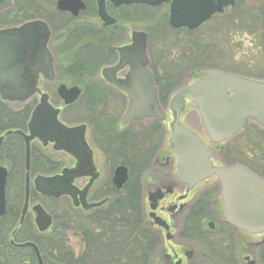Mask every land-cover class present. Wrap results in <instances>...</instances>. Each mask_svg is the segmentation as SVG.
<instances>
[{
  "label": "flooded vegetation",
  "instance_id": "1",
  "mask_svg": "<svg viewBox=\"0 0 264 264\" xmlns=\"http://www.w3.org/2000/svg\"><path fill=\"white\" fill-rule=\"evenodd\" d=\"M81 1L85 4L86 10L81 11L79 15L60 12L55 5L57 15L68 14L71 18L84 21L88 18L92 19L103 29L117 32L121 35V39L111 46L114 53L112 63L97 69L94 72L95 76L87 84L69 83V85L63 83L64 80L58 79L57 57L51 51L52 44L61 43L63 38L58 37L55 40L51 25L43 20L51 31L48 48L55 58L56 78L50 82L41 76L39 89L44 92L42 84L55 83L56 94L55 91L52 95L47 94L50 97V104L60 111L59 122L69 129L83 127L84 130L81 141L69 142L66 151L56 150L55 143L44 144L39 139L31 142L30 196L28 210L24 217L26 145L23 137L17 132L29 135L30 118L35 107L39 105L40 95H36L33 99H36V104L25 128L0 131V139L3 138L0 144V167L5 168L8 173L5 194L6 214L0 218V241L7 242L13 250H23L30 247L19 246L35 243L30 239L32 235L47 239L52 229L42 233L36 225L33 208L40 205L37 200L44 196L36 191L34 180L38 176L54 177L63 172H73L79 167L81 171L79 177L70 178L73 186L79 191L77 199L79 206H76L69 196L59 199L65 200L67 206L73 210L84 213L97 211L115 204L119 200L118 197L126 195L131 198L134 190L138 189L142 223L146 232L154 236L157 241L155 248L154 246L143 247L149 251L153 248L157 253L155 261L150 263L148 256L145 264H264V234H248L230 223V213L224 202L223 185L217 177L200 182L193 188H189L176 177L178 158L169 148L170 114L168 111V122L145 119L123 124L130 105L129 97L117 86L109 83L103 71L105 68L118 64L120 59L118 48L131 44L133 31L130 32L129 28L140 23L145 29L143 31H148L149 10L157 8L147 5L115 7L108 2L107 12L116 20V24L105 27L98 15L97 2L91 0L96 8V15H93L87 14V2ZM150 70L154 85L158 89L159 103L166 111V102L161 99L165 70L153 69L152 66ZM128 74V68L120 69L113 79L119 82L127 81ZM259 80L264 81V78ZM62 85L69 90L79 88L80 95L75 103L66 105L61 99L58 89ZM233 94L231 92V95ZM56 97L60 99L58 104ZM189 115L195 118L200 131L190 125V117L187 118ZM183 122L197 132L207 148L211 161L216 166L226 169L240 166L264 178V129L256 122L249 120L239 134L221 145L210 144L202 121L193 106L189 105ZM8 132L12 134L6 135ZM75 155L79 158L77 159ZM90 166L93 169L91 173H89ZM121 167L127 170L128 178L119 189L117 170ZM22 172H24L23 198L21 196ZM83 201L86 205H101L86 210ZM48 214L51 215L54 224L53 213ZM23 236H26L25 240ZM134 248L127 247L129 250ZM31 250L33 251L32 248ZM36 262L38 264L37 259Z\"/></svg>",
  "mask_w": 264,
  "mask_h": 264
},
{
  "label": "water",
  "instance_id": "2",
  "mask_svg": "<svg viewBox=\"0 0 264 264\" xmlns=\"http://www.w3.org/2000/svg\"><path fill=\"white\" fill-rule=\"evenodd\" d=\"M98 15L105 27L116 24L106 9L109 2L115 7L148 5L159 7L170 4L169 25L175 30L196 31L209 22L216 14L235 5V0H96ZM13 6V0H0V14ZM57 9L74 16L86 10L81 0H59ZM51 31L42 20L26 22L19 27L0 31V99L6 103L26 104L40 95L39 105L32 112L29 135L17 132L26 145L27 173L25 208L27 213L30 196V144L34 139L44 144L55 143V149L66 151L69 142L81 141L83 127L66 128L59 122L60 111L50 104L48 94L39 89V79L53 82L56 78L54 58L48 48ZM148 33L133 31L131 44L118 48V64L105 68L104 77L117 86L130 100L129 108L123 119L126 125L144 119H158L168 122L167 114L158 100V89L153 82L149 69ZM129 69L127 81L114 80L120 69ZM231 92L234 94L232 96ZM58 94L66 105L75 103L80 95L79 88L67 89L62 85ZM191 105L197 110L212 145H221L240 133L249 120L255 121L264 129V82L251 80L231 73L210 70L195 82L184 87L171 99L169 107V148L178 158L176 177L189 188L200 182L217 177L223 185L224 202L230 213L229 221L236 228L248 234H264V179L247 169L236 166L230 169L216 166L210 159L207 149L199 136L182 122V115ZM8 132L6 135H10ZM3 138L0 139V144ZM77 149V148H76ZM88 156V151H87ZM78 159L79 156L75 155ZM89 167V173L92 171ZM81 174L79 167L73 172H63L54 177L38 176L34 180L35 189L41 195L53 199L69 196L79 206V191L70 178ZM7 170L0 167V218L6 214ZM127 170H117V186L122 188L126 182ZM83 196V195H82ZM81 196V197H82ZM101 204L83 206L86 210ZM36 225L40 232L48 231L52 217L41 205L33 208ZM23 221V219H22ZM21 248L33 249L38 264H44L38 247L26 243Z\"/></svg>",
  "mask_w": 264,
  "mask_h": 264
},
{
  "label": "trees",
  "instance_id": "3",
  "mask_svg": "<svg viewBox=\"0 0 264 264\" xmlns=\"http://www.w3.org/2000/svg\"><path fill=\"white\" fill-rule=\"evenodd\" d=\"M57 1L15 0L14 7L0 15V26L19 25L35 19L46 20L51 25L55 40L63 38L61 43L52 44L56 50L58 79L85 85L95 76L97 69L112 63L114 53L111 46L121 39V35L114 30L103 29L89 18L84 21L71 18L68 14L57 15ZM85 1L87 14L96 15L94 3L91 0ZM247 1L254 3L249 8L252 10L250 13L264 27V0ZM240 2L242 0H237L233 11H239ZM155 12L150 10L149 13V48L152 68L165 70L161 94L163 101H168L177 85V78H182L187 71L193 72L195 76L211 68L237 71L235 67L229 66L231 61L222 54L221 46L215 38L204 37L201 31L172 30L168 26L165 10L161 11L165 13L159 16V23L156 24L153 21L157 15H153ZM133 13L135 15L136 11ZM225 15L214 19L217 25L220 24L217 29L222 24L228 26L230 20L234 21L233 17ZM249 31L255 39L254 44L259 43L255 52L264 58V28L256 27V30ZM249 75L257 76L252 73ZM35 104L36 99L15 109L0 101V131L25 128ZM21 183L24 185V172L21 173ZM21 189L23 191L24 186L21 185ZM139 196L138 189H135L131 198L126 195L118 197L115 204L90 213L63 205L59 211L53 212L54 226L48 238L32 235L30 239L39 247L45 264H145L148 259L145 256L148 254V261L152 263L155 260L151 251L143 247L154 245L156 238L146 232L142 223ZM70 235L82 242L79 254L70 245ZM0 244V264H37L31 249L13 250L7 242L0 241ZM127 247L135 248L129 250Z\"/></svg>",
  "mask_w": 264,
  "mask_h": 264
},
{
  "label": "rangeland",
  "instance_id": "4",
  "mask_svg": "<svg viewBox=\"0 0 264 264\" xmlns=\"http://www.w3.org/2000/svg\"><path fill=\"white\" fill-rule=\"evenodd\" d=\"M239 5H240L238 8L239 11H233L236 8L235 7L233 9H229L226 12L225 16L233 17L234 18L233 22L230 20L231 23H229L228 26L226 24H222L221 28H218V29L217 27H219L220 24L217 25L215 22H213V24L210 23L207 27H205L201 31L202 35L204 37L208 36L210 38L212 37L215 38V41L218 42L221 46L220 50L222 54L227 56L229 60L231 61L229 66L235 67L237 71H241V70L253 71V69L259 68V70H256L251 73L258 74V76L260 77H264V60H263L264 58L263 56H260L258 53L255 52V49L257 47L256 45H259V43L254 44L255 39L252 38V36H250L251 34L249 31V30H253V31L256 30V27L259 29L264 28V27L261 26L260 22L258 20H255L254 19L255 17H253L250 13L252 12V10L249 8L254 6V3H250L247 0H242V2H240ZM242 6H244V9H241ZM164 13L163 12L153 13V15L157 14L154 16V19H153V21H155L154 23L158 24L159 16H161ZM129 29H130V32L134 30H137V31L145 30L140 23L134 24L133 28H129ZM254 37H256V35ZM161 38H164V37H161ZM51 51L53 54H56L55 48H51ZM252 63L254 65H252L251 70H249L250 69L249 64H252ZM214 69H217V68H214ZM192 73L193 72L191 71H187L185 74H183V77L181 79L176 80L177 85L174 87L173 92H176L182 87H185L191 84L193 81L191 77ZM63 83L69 84V82L66 80H64ZM42 89L44 90V92L50 95H52L54 91L56 94L55 83L45 82L44 84H42ZM52 89L54 90L51 91ZM55 100L57 101L56 102L57 104L60 103V99L58 97H56ZM13 108L16 109L15 106ZM189 117L190 115L187 118ZM189 119H190V122H189L190 125H192L198 131H200V126L196 122V120H194L195 118L192 116ZM21 185L23 187V183H21ZM21 196L23 198L22 189H21ZM37 202L40 205H42L48 213L49 212L53 213L57 210L59 211L61 206L63 205L66 206L67 204L65 200L52 201L50 199H46L43 197H39ZM69 240H70V245L73 247L76 253L79 254L82 251V242L80 241V239L70 235ZM156 245H157V241L154 245H150V247L154 246L153 248H155ZM146 246L149 247V245H146ZM153 248L152 249L150 248V249H151L152 258H154L155 260L157 253L155 252ZM148 256L150 258L149 254L146 255L145 258L146 257L148 258Z\"/></svg>",
  "mask_w": 264,
  "mask_h": 264
}]
</instances>
